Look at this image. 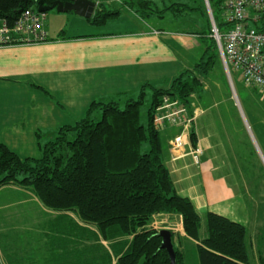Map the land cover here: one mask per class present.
<instances>
[{"label": "crops", "instance_id": "obj_1", "mask_svg": "<svg viewBox=\"0 0 264 264\" xmlns=\"http://www.w3.org/2000/svg\"><path fill=\"white\" fill-rule=\"evenodd\" d=\"M96 2L113 6L120 0ZM54 12L46 14L44 23L49 40L0 47V142L21 157L40 155L39 142L54 139L62 126L76 124L94 101L122 104L137 97L146 82L167 85L192 69L205 51V21L197 30L162 27L154 23L156 16L142 19L125 9L94 25L71 11ZM195 107L196 146L191 140L185 153H177L170 140L181 127L162 130L163 156L175 187L202 216L211 211L244 224L251 262L264 264L263 194H254L240 181L216 115L208 107ZM155 219V228L176 233L186 264H200L182 216L159 214ZM175 219L178 235L172 227ZM78 223L75 212L47 208L29 187L2 186L0 264H110V256L115 264L126 243L111 247L106 240L98 242L92 232L78 229Z\"/></svg>", "mask_w": 264, "mask_h": 264}, {"label": "trees", "instance_id": "obj_2", "mask_svg": "<svg viewBox=\"0 0 264 264\" xmlns=\"http://www.w3.org/2000/svg\"><path fill=\"white\" fill-rule=\"evenodd\" d=\"M39 1L0 0V17L14 21L26 9L38 10ZM43 1L52 5L57 0ZM188 2L191 4L120 0L113 6L101 2L88 21L103 25L125 9L142 19L197 12L206 23L202 30L206 40L204 54L192 69L165 86L144 83L138 97L129 98L123 107L117 100L94 101L76 124L60 127L52 140L40 141L36 157H21L0 142V188L10 183L29 187L47 208L75 212L85 224L78 223V229L92 232L98 242L106 240L111 247L126 243L115 264H172L169 251L162 246L160 230L153 225L159 214L182 216L187 239L197 246L200 264H252L244 224L211 211L202 216L191 198L178 193L163 156L162 131L154 122L165 95L189 105L192 96H199V106L210 107L204 95L205 82L222 62L220 51L204 0ZM220 3L210 0L216 24L224 32L228 24ZM224 83L228 86L226 77ZM149 91L152 102L143 120ZM231 106L237 112L233 101ZM191 140L196 146L195 130ZM175 235L173 232L176 264H186ZM109 262L112 264V256Z\"/></svg>", "mask_w": 264, "mask_h": 264}, {"label": "built area", "instance_id": "obj_3", "mask_svg": "<svg viewBox=\"0 0 264 264\" xmlns=\"http://www.w3.org/2000/svg\"><path fill=\"white\" fill-rule=\"evenodd\" d=\"M220 1L223 20L228 24L224 32L216 24L210 0H205V4L211 12L207 10L212 36L218 44L229 84L234 92L236 76L264 97V0ZM45 21L46 12L36 9L24 10L14 21L0 17V47L49 40ZM194 106L165 95L156 110L154 122L158 130L162 131L168 125L181 127V131L170 140L171 148L180 154L185 153L192 130L196 129L198 107Z\"/></svg>", "mask_w": 264, "mask_h": 264}, {"label": "rangeland", "instance_id": "obj_4", "mask_svg": "<svg viewBox=\"0 0 264 264\" xmlns=\"http://www.w3.org/2000/svg\"><path fill=\"white\" fill-rule=\"evenodd\" d=\"M165 1L167 3L176 1L189 3V0ZM54 11L51 10L49 13H56ZM165 17L157 18L154 23L162 27L173 25L176 28L182 27L181 29L192 30L201 29L204 23L203 17L197 12H189L184 17H177V19L172 18L171 14ZM172 19L174 21H171ZM224 77L227 79L228 86L224 83ZM205 87L204 95L206 102L210 105L208 110L216 115L218 128L225 139L230 158L236 172H238L237 174H239L240 181L249 184L250 190L254 194L260 192L264 197V97L247 87L236 76H234L233 93L222 62L216 64L205 82ZM235 94L239 106L236 105ZM231 101L237 107L238 114L231 106ZM151 102L152 92L149 91L142 108L143 120L147 118V109ZM199 103V96H192L191 105L198 106ZM124 105L125 103H122L121 106ZM178 220L180 221L179 218ZM178 220L172 221L174 222L172 227L177 231V235ZM79 223L81 224L80 218ZM0 239L3 240V237L0 236Z\"/></svg>", "mask_w": 264, "mask_h": 264}, {"label": "water", "instance_id": "obj_5", "mask_svg": "<svg viewBox=\"0 0 264 264\" xmlns=\"http://www.w3.org/2000/svg\"><path fill=\"white\" fill-rule=\"evenodd\" d=\"M96 7L97 2L94 0H57L52 5H45L44 1L40 0L38 3V10L41 12H49L54 9H56L58 12L64 13L73 11L75 14L87 19L94 15ZM234 99L236 101V105L239 106L235 95ZM160 234L163 237L162 246L169 251L172 264H176V255L172 242V231L168 228H165L160 230Z\"/></svg>", "mask_w": 264, "mask_h": 264}]
</instances>
